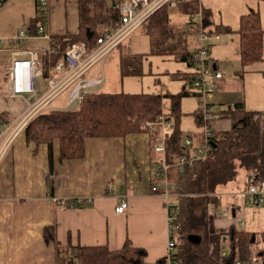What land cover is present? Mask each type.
Segmentation results:
<instances>
[{"label": "crops", "instance_id": "0c3cea01", "mask_svg": "<svg viewBox=\"0 0 264 264\" xmlns=\"http://www.w3.org/2000/svg\"><path fill=\"white\" fill-rule=\"evenodd\" d=\"M78 4V0H49L47 30L53 38L78 34ZM198 5L211 13L210 26L221 35L220 41L212 45L211 63L215 70L222 72L223 78L217 80V90L207 103L220 119L211 124L217 133L231 127L230 119L223 114L232 104L244 103L248 111L264 112V62L243 70L238 34L241 16L259 13L264 59V0H198ZM169 11L171 26L177 31H186L190 14L177 8ZM36 13V0H0V39L14 38L20 31L27 34L22 43H7L0 51V115H4L0 122V264H57V256L69 246H107L114 251L127 239L146 250L144 264H166L169 242L166 199L164 185L155 177V168L163 158L153 149L158 132L88 139L84 157L76 160L60 161V144L55 141L53 194L47 185L49 147L44 144L36 149L34 144H29L24 128L9 140L12 131L9 127L26 107L7 92L6 67L12 52L28 49L43 54L49 45L48 40L36 34ZM194 40L190 41L192 47ZM120 49L121 55L140 54L132 53L125 45ZM120 62L121 56L119 65ZM186 62L171 55L145 56L142 74L124 77L120 92L175 95L185 91L179 127L184 140L190 138L194 142L193 148L188 149L193 154L195 147L203 143L204 135L201 121L200 124L197 121L201 103L185 89L189 81ZM88 77L103 81L104 87L98 91L117 92L116 88L106 89L104 75L100 78L98 74L89 76L88 73ZM46 80L40 83L42 90L47 89ZM53 101L44 110L75 109L69 105L68 97L67 103L60 107H54ZM162 112L171 115L170 99H164ZM169 158L174 163L178 157L169 154ZM243 176L248 189L247 176ZM239 183L238 180L219 191L217 198L229 194L221 202L239 208L240 201H235ZM154 185H158L157 192L153 191ZM171 193L170 200L177 203V196ZM123 201L128 203V208L118 214L115 208ZM80 202H83L81 207L77 205ZM235 208L225 211L228 219H216L217 228L240 225L237 215H232ZM209 210L218 217L223 215L214 205ZM50 226L56 228L58 247L45 240L44 229Z\"/></svg>", "mask_w": 264, "mask_h": 264}, {"label": "trees", "instance_id": "16d2710c", "mask_svg": "<svg viewBox=\"0 0 264 264\" xmlns=\"http://www.w3.org/2000/svg\"><path fill=\"white\" fill-rule=\"evenodd\" d=\"M178 11L190 15L198 13V0H177ZM116 0H78L79 32L75 35L55 37V52L41 54L45 78L64 56L67 46L78 41L92 48L97 39L114 29L120 15L113 5ZM37 23V22H36ZM203 27L210 26L211 13L203 10ZM103 26L100 29L99 26ZM150 40L147 54L123 53L120 62V76H140L145 56L171 55L178 61H190L195 46L191 39L199 29L177 31L170 23V11L162 7L152 15L141 28ZM222 32L221 28L218 29ZM243 70L263 59V30L260 15L250 12L240 18L238 31ZM120 44L118 48H122ZM192 79L189 75L186 77ZM187 93L178 94H126L124 92H95L85 96L81 106L69 110H46L33 117L24 127L26 140L36 149L41 145L49 147L50 172L47 185L50 193L54 188L55 141L60 144L59 160H76L85 155L86 140L91 138H123L143 132L141 126L156 120L163 112L164 99L171 100V115L174 128L168 134L167 144L172 157L189 155L180 130L181 100ZM201 112V111H200ZM202 113V112H201ZM201 113L197 114L200 124ZM223 116L231 121V128L214 132L213 149L203 158L185 164L183 171L176 166L169 172L174 194L180 207L179 229L176 233L180 264H231L235 260H251L264 255V230L260 233L239 230L236 225L227 229L217 228V213L210 212V206H218L217 193L245 175L248 183L264 182V112L248 111L244 103L229 106ZM4 119V115H0ZM157 130L156 132H158ZM83 206V202L77 204ZM48 243L58 247L56 228L44 229ZM198 238V240H196ZM228 245H225V242ZM261 245V246H260ZM227 255L223 256V251ZM147 252L136 247L127 239L118 250L107 246H69L57 256V264H144Z\"/></svg>", "mask_w": 264, "mask_h": 264}, {"label": "built area", "instance_id": "2783aa9c", "mask_svg": "<svg viewBox=\"0 0 264 264\" xmlns=\"http://www.w3.org/2000/svg\"><path fill=\"white\" fill-rule=\"evenodd\" d=\"M37 2V25L36 34L38 37L48 40L49 45L44 49V53L53 54L55 52V41L47 30L49 0H36ZM177 8V0H116L113 7L118 11L120 20L114 31H107L97 39L95 45L89 48L86 43L78 41L67 46L64 56L56 66L50 71L51 77L47 78V89L42 90L41 81L45 78L44 62L41 54L36 51L22 49L12 52V59L6 71L8 72L7 92L11 98L20 99L26 106L20 117L13 123L10 138H14L19 129H23L28 122L37 114L46 110L45 106L61 95L65 90L70 89L68 94L69 105L79 108L89 93L98 92L102 85V80L86 79L89 70L99 62H103L115 49L118 48L131 34L143 27V24L162 7ZM203 9L199 7L198 13L190 15L189 25L186 30L198 28L195 38V49L186 63L189 66V76L186 91L198 98L201 103V125L203 143L193 150V154L178 157L172 163L169 158L167 137L173 128V123L168 120V115L162 113L156 120L147 121L142 126L143 131L158 134L154 137L153 149L162 155V162L155 168V177L164 185L163 196L166 199L167 222L169 230L168 256L166 264H180L176 260L178 253L175 240L179 229L180 207L178 203L171 201L175 186L170 182V168L176 166L183 171L185 164H193L198 159L207 157L212 149V138L214 131L212 122L215 114L209 107L208 98L217 90V80L223 78L220 71L215 70L211 63V48L215 42L221 39L220 33L212 26L203 27ZM26 33L20 31L14 38L0 39V51L7 43H22L26 38ZM61 74V76L59 75ZM8 129V130H9ZM186 148H193L194 142L190 138L184 140ZM159 190L158 185H154L153 191ZM244 205L261 208L264 206V182L261 184L250 183L247 191L243 195ZM128 208V203L123 201L116 206L118 214L124 213ZM223 256L227 255L224 250ZM231 264H264V255H256L251 260H235Z\"/></svg>", "mask_w": 264, "mask_h": 264}, {"label": "rangeland", "instance_id": "374dc122", "mask_svg": "<svg viewBox=\"0 0 264 264\" xmlns=\"http://www.w3.org/2000/svg\"><path fill=\"white\" fill-rule=\"evenodd\" d=\"M100 29H103V26H99ZM109 31H114V29H110ZM123 46L125 45L126 47H128V49L132 52V53H140V54H147L150 52V40H149V36L147 35V33H145L143 31V29H139L138 31L134 32L133 34H131L124 42H123ZM30 48V47H29ZM43 48H39V50L41 51ZM120 56H121V49L117 48L115 49V51H113L109 56H107V58L103 61V67H102V63L99 62L96 65H94L88 72L89 76H94L96 74H98L100 76V78L105 77L104 82L106 81L107 78V85L108 87L106 88L107 90H112L115 89L114 91L120 92L123 89V79L120 76V65H119V60H120ZM88 73L86 75V79H93L91 77H88ZM104 84L101 85L99 87V89H103ZM71 88L65 90L61 95H59L58 98L53 99L51 101H53V106L56 107H60L62 105H64L65 103H67V97L69 94ZM72 107V106H71ZM74 107V106H73ZM26 108V107H25ZM69 109V108H68ZM220 120L218 115L215 114V120ZM214 120V121H215ZM213 121V122H214ZM231 122V121H230ZM231 128V127H230ZM229 128V129H230ZM212 129H214V127H212ZM220 132L222 130H219ZM244 176L242 175L238 180L241 182L239 183V185H237V187L240 189L239 192H236L238 194H236V202H239V208L238 206H236V209L234 206L233 208L236 209V218L237 220H239L240 225L238 227L239 230H246V231H252V232H262L264 230V206L261 208H257V207H253V206H245L244 205V198H243V193L246 192L247 190V183H245L244 181ZM229 194L227 195H223V197H218V206H217V210L220 213H223V215L221 217H218L217 220L219 219H228L229 216H227L228 214H225V211H227L229 208L232 210V206L228 205V202H226L225 204H223V202H221V199H224V197L226 198ZM232 195V194H231ZM227 199V198H226ZM213 211V210H212ZM246 221V224H244V222ZM228 245V242H225V245ZM261 246V245H260Z\"/></svg>", "mask_w": 264, "mask_h": 264}, {"label": "water", "instance_id": "95a60500", "mask_svg": "<svg viewBox=\"0 0 264 264\" xmlns=\"http://www.w3.org/2000/svg\"><path fill=\"white\" fill-rule=\"evenodd\" d=\"M212 146H213V142H212ZM234 217L236 216V212L235 210H233V214H232ZM196 240H198V238H196Z\"/></svg>", "mask_w": 264, "mask_h": 264}]
</instances>
